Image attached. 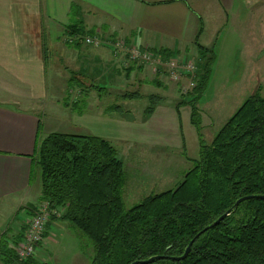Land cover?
<instances>
[{"label":"crops","instance_id":"crops-1","mask_svg":"<svg viewBox=\"0 0 264 264\" xmlns=\"http://www.w3.org/2000/svg\"><path fill=\"white\" fill-rule=\"evenodd\" d=\"M205 1L200 4L201 12L207 8ZM219 1L221 6L234 3V0ZM249 1L246 5L250 8ZM73 5L77 10L71 14ZM77 26L87 33L94 31L89 34L91 36L99 33L103 45L87 46L81 40L73 45L70 39L78 33L73 34L65 27L76 29ZM201 27L199 44L206 28L191 11L188 0H0V209L14 210L12 213H16L17 219L20 212L26 213L28 207L40 200L41 193H32L33 176L38 169L33 159L42 139L57 133L56 123L68 127L66 120L71 119L73 135L97 137L110 144L115 133V138L123 141V147L126 143H135L140 148L167 146L170 134L164 122L166 114L174 128L175 117L178 115L180 119L181 109H165L163 101L152 114L146 115L147 106L141 118L142 127L135 129L131 120L124 117L125 113L129 115L135 110L138 100L128 99L129 90L136 89L138 92L134 94L143 101L158 92L146 83L149 74L146 72L147 76L143 77L144 67L141 66L131 68L140 83L129 87L125 80L130 76L123 67L125 55L116 56L109 43L115 38L128 39L155 51L180 54L190 49L193 52L189 45L195 44ZM67 71L77 76L78 81L85 77L87 81L83 82L89 87L81 91L86 101L81 105L78 99L71 109L65 107L63 100L73 80L68 79V84L63 86L59 79ZM148 89L151 95L144 93ZM119 102L130 106L117 105ZM47 116L45 125L43 120ZM51 117L56 118V122H49ZM150 124H155V129H150ZM45 126L49 130L43 134L41 129ZM209 126L206 124L204 128L207 130ZM181 129L182 126L183 148L178 150L181 167H185L196 159L187 157L183 150L186 139ZM127 152L133 157L129 164L134 160L139 163L138 170L134 169L138 173L137 179H149L153 187H157L154 186L156 183H170L165 185L166 189L172 185L173 177L179 183L180 179L175 178L178 170L175 160L169 157H174V152L157 151L161 159L155 160L149 157L154 151H145V154L144 151ZM144 163L149 165L146 178L142 170ZM131 179L133 176L128 182ZM55 223L59 221L48 224L47 235ZM23 224L24 219L15 231L7 227L0 230V235L5 232L3 237L9 241L14 237L15 241ZM4 256L0 253V264H3ZM36 258L48 263L43 258Z\"/></svg>","mask_w":264,"mask_h":264},{"label":"trees","instance_id":"trees-1","mask_svg":"<svg viewBox=\"0 0 264 264\" xmlns=\"http://www.w3.org/2000/svg\"><path fill=\"white\" fill-rule=\"evenodd\" d=\"M74 10L76 5L71 14ZM74 28L67 30L80 37L94 34ZM201 33L202 27L195 39L201 58L196 87L181 95L176 106L177 110L191 109V124L200 141L199 157L174 189L150 195L127 210L124 162L108 141L54 133L39 143L33 159L41 171L38 203H48L58 211L60 216L51 222H68L91 243V264L181 257L197 234L226 213L229 215L218 226L200 235L185 260L152 264H264V200L251 199L235 206L241 198L264 196V97L255 92L210 144L204 142L198 104L210 85L216 56L213 49L199 44ZM157 53L164 59L174 54L167 50ZM127 96L141 99L137 94ZM162 100L158 95L149 96L145 114H152ZM9 243L4 240L0 245L3 264L17 261ZM33 257L25 264H48Z\"/></svg>","mask_w":264,"mask_h":264},{"label":"rangeland","instance_id":"rangeland-1","mask_svg":"<svg viewBox=\"0 0 264 264\" xmlns=\"http://www.w3.org/2000/svg\"><path fill=\"white\" fill-rule=\"evenodd\" d=\"M203 1L205 0H188L191 11L196 15L198 20L200 18L201 24L204 22L206 28V33L200 44L213 49L216 56V64L213 67L210 85L198 104L202 129H204L202 132V138L206 144H210L231 116L235 114L251 95L258 91L261 96L264 97V0H250V8L246 5L247 0H234V3H228L227 5L224 4V6H221L222 3L219 0H208L204 2V5L207 6V8L204 7L201 12L200 4ZM65 28L67 29L68 27ZM78 37V35H73V45L80 41ZM117 42L125 43V48H123V51L119 52L120 56L128 55L123 62V67L127 70L128 76H130L128 80H125L127 85L129 87H134L136 83H140V81L134 77V74L131 73V68L134 67L135 69L140 66L144 67L142 75L143 77L145 75L147 76L146 72H148L149 76H147V79L150 82L148 81L146 83L155 87V90L158 93L153 94L159 95L163 98L162 102L164 101L165 103L162 106L165 107V109L170 108L171 111V109L176 108L177 104L180 102V96L189 94L192 89L196 87L191 83V76L185 75L184 69L181 70V73L185 76L180 77L181 83L179 84L175 82V76L170 72L171 65L169 63L158 64L161 58L163 59V62H166L169 58H173L174 62L181 60L183 64L187 61H193L197 73V64H201V58L194 43H190L189 45L193 48L194 53L189 49L186 53H174L166 59L159 54L161 57H158L155 61H151L146 56V54H148V51H146L147 46H140L128 39L119 40L118 38L113 39L109 44L114 46ZM150 50L153 53L161 51ZM138 55L140 56L136 58V61H130L131 56L137 57ZM187 65L185 67L186 70H188ZM72 78L73 81L70 82L71 84L65 94V101L63 100L65 107L70 109L72 108V104L78 101V99L81 105L83 103L82 101H86L84 99L86 96L82 97L81 91H83L84 88H89L88 85L83 82V80L87 81L85 77H83L82 80L79 78V82L77 80L78 77L68 71L62 76H59L63 86L65 83L68 84V79ZM96 87H98V85ZM135 91L136 89H130L128 94H134ZM144 93L150 94V89L147 91L145 90ZM112 101L114 102L115 99H112ZM117 105L130 106V104L126 105L124 102H119ZM135 105V110L129 115L125 113L124 117L131 120L133 127L137 129L142 127L141 118L145 109L149 106V101L137 100ZM168 105H170V107ZM128 108L130 110V107ZM189 114H191V109L189 107L181 108L180 119L178 115L175 117L174 128H172L170 117L166 114L164 122L168 127L167 131L170 134V139L166 141L168 145L164 148L159 146L151 148L142 146L144 148H140L139 145L135 143H126L123 147V141L116 139V134H113V139H111L110 142L124 162L125 171L127 173V184L129 183L128 185L126 184L123 195L127 210L141 203L144 198L150 195L174 189L183 180L185 173L192 168V163H188L185 167H181L180 164L178 149L183 148V146L181 147L182 138L180 126H182L181 131L184 139H186V146L183 150L187 152V157L198 159L200 141L195 127L189 123ZM47 119L48 116L44 118L43 124H47ZM55 119L56 118L51 117L49 122H56ZM66 122L67 125H69L68 127L66 125L63 127L61 123H56L54 127L55 132L73 135L71 119H67ZM206 124L210 125L207 127V130L204 128ZM148 127L150 129H155V124H150ZM46 130H49L46 126L41 129L43 134ZM127 151H144V154L145 151H154V154L151 155L150 152L149 156L153 160L156 158L161 159L160 153L157 151L174 152V157L168 156L175 160V168L178 169L176 170L175 178L180 179L179 183H176L177 179L175 180L173 177L172 185L166 189L167 187H165V185L170 183H156L154 186L157 187H153L151 186L153 184L149 179L146 181L144 179L140 180L141 177H139L140 179H137L136 175L138 173L137 171L134 172V169L138 170L139 163L134 160L132 164H129L130 159L133 157L129 155ZM142 168L143 173L146 174V178L149 175L147 172L149 165L144 163ZM132 176L133 179L128 182ZM41 181V171L38 168L35 170L33 176V194H36V192L41 193ZM173 183H175L176 186L173 185ZM32 200L33 199H31V202ZM13 211L6 208L0 209V230L11 227L12 230L15 231L24 219V231L23 228L20 231L24 237L27 229V222L30 218H33L34 213L29 210H27L26 213L23 211L20 212L17 219H15L16 213H12ZM52 222L49 221L48 224ZM47 225L45 232L47 231ZM3 234L0 235V245L4 240L10 242L9 245L15 254V248L18 246V243L23 240L20 236L21 234L18 235L20 238H17L15 241L14 237L12 238V241L7 240L3 237ZM36 256L47 260L46 262H48V264H91L94 252L91 243L82 236L79 231L74 229L68 222L59 221V223L51 225L49 234L45 239L43 234V238L38 242L34 251L33 258L37 260Z\"/></svg>","mask_w":264,"mask_h":264},{"label":"built area","instance_id":"built-area-1","mask_svg":"<svg viewBox=\"0 0 264 264\" xmlns=\"http://www.w3.org/2000/svg\"><path fill=\"white\" fill-rule=\"evenodd\" d=\"M99 35V34H97ZM91 36L88 35L85 38H83V44L87 46H92V47H100L103 45L104 41L100 38L99 36ZM78 39H80L78 37ZM119 40H125V39H119ZM71 42H74V38H71ZM113 47V52L116 54V56L120 55V51H123V48H125V43L124 42H117ZM122 47V48H121ZM138 51V50H137ZM148 54L146 56L151 60L155 61L158 57H161L157 53L151 52L149 48H147ZM140 55L137 57L131 56L130 61H136V58H138ZM128 57V55L125 56ZM124 59V60H125ZM169 63L171 65V73L174 74L175 78L179 75V72L184 69L185 70V75H190L191 76V83L196 86L195 82V63L193 61H187L185 64H183L180 61L174 62L173 58H169L166 62H163V59L161 58L158 64H166ZM189 63V64H188ZM182 64V67H181ZM188 64V65H187ZM187 65V69H185ZM183 75V76H185ZM195 88V87H194ZM193 88V89H194ZM34 213L33 218L29 219L27 222V229L24 234L23 240L18 243V246L15 248V255L17 258V261L15 264H25V262L32 258L34 256V251L35 247L38 244V242L41 241L43 238V234L46 230V225L50 221L51 218L53 217H59L60 214L58 213L57 210H53L50 208L48 203H37L32 211Z\"/></svg>","mask_w":264,"mask_h":264},{"label":"water","instance_id":"water-1","mask_svg":"<svg viewBox=\"0 0 264 264\" xmlns=\"http://www.w3.org/2000/svg\"><path fill=\"white\" fill-rule=\"evenodd\" d=\"M251 199H261L264 200V196H247L244 198H241L240 200H238L235 204L236 207H238L241 203L251 200ZM229 215V213L224 214L223 216H221L217 221H215L214 223H212L210 226H208L207 228H205L203 231H201V233L197 234L194 239H192L187 247V249L185 250V253L181 256V257H165V256H156V257H152L148 260H144V261H136L132 264H152L155 261L158 260H164V259H170L173 261H183L187 258V256L190 254L192 246L195 242V240L197 238H199V236L201 234H203L204 232H206L207 230L213 229L214 227L218 226L227 216Z\"/></svg>","mask_w":264,"mask_h":264},{"label":"bare ground","instance_id":"bare-ground-1","mask_svg":"<svg viewBox=\"0 0 264 264\" xmlns=\"http://www.w3.org/2000/svg\"><path fill=\"white\" fill-rule=\"evenodd\" d=\"M79 38H80V40L83 41V38H85V37H80V36H79ZM184 71H185V70H184ZM195 74H197V73H196V68H195ZM182 76H183V75H182V73H181V71H180V72H179V75L175 78V82L180 84V83H181V80H180L181 78H180V77H182ZM47 224H48V223H47ZM45 228H46V227H45Z\"/></svg>","mask_w":264,"mask_h":264}]
</instances>
